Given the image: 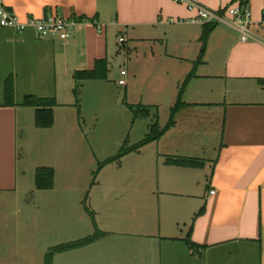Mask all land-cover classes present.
I'll return each instance as SVG.
<instances>
[{
    "label": "crops",
    "instance_id": "crops-1",
    "mask_svg": "<svg viewBox=\"0 0 264 264\" xmlns=\"http://www.w3.org/2000/svg\"><path fill=\"white\" fill-rule=\"evenodd\" d=\"M4 1L22 22L49 16L77 21L67 40L40 38L32 28L24 33L0 28V264H9L13 258L6 242L13 220L17 247L19 242L28 244L26 235L19 237L27 228L39 230V242L49 251L92 236H80L79 226L72 223L74 201L67 194L73 184L71 173L59 186L55 172L54 187H36V191L27 173L32 167L27 157L30 139L45 138L39 130H54L60 113L71 120L76 74L94 71L99 61L106 62L109 72L118 43L127 45L129 51L145 48L152 61L155 100L137 106L151 109L147 118L152 123L157 113L159 122L158 107L163 102L157 99L165 98L168 88L173 90L168 99L172 111L181 85L195 69L203 46L201 37L209 25L192 23L194 13L173 0ZM195 1L213 10L242 2ZM247 7L255 40L243 42L237 29L215 25L203 62L183 93L185 106L176 114L175 124L159 140L136 152L137 156L147 154L157 173L154 181L143 179V190L142 180L128 182L124 196L132 205L122 211L120 220L129 227L101 224L98 228L96 224L101 238L55 253V264L59 259L61 264L86 260L95 264V257L102 264H120L116 259L126 257L141 264H264V0H249ZM137 56L138 52L131 56V63L135 64ZM9 77L15 83L14 106L5 105ZM29 95L56 99L53 127L36 126L35 109L23 105ZM73 154L74 150L71 164ZM168 157L195 159L201 165H170ZM31 191L36 192L33 206L27 203ZM152 199L158 203V226L147 232L144 220L150 215L155 218ZM38 236L28 237L32 248L40 247ZM26 250L17 255L16 264H21L20 259L27 261ZM111 251L126 257L112 258ZM31 260L43 264L38 254Z\"/></svg>",
    "mask_w": 264,
    "mask_h": 264
},
{
    "label": "rangeland",
    "instance_id": "rangeland-1",
    "mask_svg": "<svg viewBox=\"0 0 264 264\" xmlns=\"http://www.w3.org/2000/svg\"><path fill=\"white\" fill-rule=\"evenodd\" d=\"M118 39L117 37V42H119ZM118 44L119 50L117 49L110 60V71L106 79L75 81L72 98L74 109H72V117L70 116L71 120L67 119V114L62 117L60 113L57 116L54 130L51 132L39 130V133L47 136L45 138L32 137L27 145V157H30L32 164L27 173L34 191H36V171L41 164L44 167L54 168L59 186L60 181L66 180V177L71 173L73 184L67 194L72 195L74 201L72 223L79 226L80 236L82 234L93 235L96 232V224L98 228H101V224L116 229H123L124 224L125 228L129 227L127 222L120 220L123 215L122 211L132 205L130 198L124 196V190L127 192L128 182L142 180L141 190H143L146 187L143 179L152 181L156 179V167L154 163L148 161L147 154L137 156L136 152H132L130 155L134 154V156L106 163L118 156L123 147H132L145 139L152 121L149 118L137 116L135 111H138L137 105H147L155 100L154 78L150 72L152 61L149 54H145L143 47L137 50L133 48L129 51L127 45ZM137 52L135 64L131 63V56ZM122 71H126L127 76L122 78ZM121 79L127 82V86H122L119 83ZM172 93L173 90L168 88L165 90V98L157 99L163 102V105L158 107L159 124L162 127L168 123L170 118L171 105L168 99ZM205 144L207 146L208 142L206 141ZM66 149H70V151L63 152ZM73 150L74 158L71 164ZM58 151L63 153L57 155ZM61 155H63L62 160L60 159ZM33 168H36L35 171ZM137 183L139 184V182ZM138 189H140L139 186H137L136 193ZM34 191L27 194V203L32 206L35 204L36 192ZM146 203L145 198L143 206ZM38 206H40V202H38ZM151 208L154 209L155 218L150 215L148 219L144 220L143 228L147 232H151L152 229L154 231L158 226V203L153 199ZM15 218L17 217L14 216L13 219ZM12 223L6 242V250L13 258L9 264L19 262L17 255L23 253L26 248L27 261L20 259L21 264H35V262L31 263L33 262L31 256L37 254L40 255L44 264L49 250L42 246L45 244L39 242V230H28L27 228V232L21 233L19 237L26 235L28 244L23 245L19 242L20 246L17 247L16 221L13 220ZM36 235H39L37 243L40 244V247L32 248L29 245L28 237L35 238ZM86 251L89 255L91 250ZM145 252L148 253V250ZM96 253L100 255V252L96 251ZM111 256L114 258V256L123 255H119L118 251H111ZM126 258L128 259L124 261L116 260L120 261V264H141L138 260L133 261L134 257ZM57 261L58 264H61L60 259ZM55 262L53 256L52 264ZM95 262V264H102L100 258L95 257ZM78 264H88V261Z\"/></svg>",
    "mask_w": 264,
    "mask_h": 264
},
{
    "label": "trees",
    "instance_id": "trees-1",
    "mask_svg": "<svg viewBox=\"0 0 264 264\" xmlns=\"http://www.w3.org/2000/svg\"><path fill=\"white\" fill-rule=\"evenodd\" d=\"M243 5H247L249 0H241ZM215 25H209L202 37V49L199 54L197 61L195 62V69L186 79V81L181 85L179 90L178 100L176 104L173 106L171 111V118L168 124L161 128L158 122V115L155 113L154 115V122L151 124L149 133L145 137L144 140L135 144L132 147H123L118 156L109 160L106 163L112 162L114 160L120 161L121 158L125 157L126 155L132 152H138L152 142L159 140L166 132L175 124V116L178 111L185 106L183 101V93L187 87L188 82L195 77L196 75V67L203 62L204 54L206 51V46L210 34L212 33ZM108 76V69L107 64L105 61H99L97 63V67L92 72H79L76 74V79L78 81H87V80H96V79H106ZM5 105L7 106H14L15 105V83L13 77H9L5 83ZM23 105L27 107H32L35 109V124L38 128H51L55 123V115H54V108L57 106V101L55 98H39L36 96H26L23 101ZM138 111H135L137 116L142 118H147L151 115L150 108H142L137 107ZM166 163L175 166H182V167H200L201 163L198 160L190 159V158H172L168 157L166 159ZM55 181V171L53 168L50 167H40L36 171V187L39 190H49L54 187ZM204 208L201 209L199 212L202 213ZM103 234L100 231H97L94 235L89 236L85 239H81L72 243L63 244L57 247L52 248L46 256V262L44 264H52L53 263V256L55 253L58 252H65L72 249H77L83 246H87L101 238Z\"/></svg>",
    "mask_w": 264,
    "mask_h": 264
},
{
    "label": "built area",
    "instance_id": "built-area-1",
    "mask_svg": "<svg viewBox=\"0 0 264 264\" xmlns=\"http://www.w3.org/2000/svg\"><path fill=\"white\" fill-rule=\"evenodd\" d=\"M180 4H185L189 11L194 13L191 19L192 23L201 25H218L225 24L239 31L241 40L248 42L255 40L250 30L252 13L247 5L241 3L230 4L219 10H213L205 7L195 0H173ZM77 25V21L59 16H49L42 19L30 18L26 22L20 21L19 17L5 4L4 0H0V28H11L17 33H24L32 28L40 38H48L51 36L59 37L67 40L71 37L70 29ZM121 42L125 40L120 39ZM122 76H126L127 72L122 71ZM121 85H125V80H120ZM215 192H212L214 194Z\"/></svg>",
    "mask_w": 264,
    "mask_h": 264
}]
</instances>
